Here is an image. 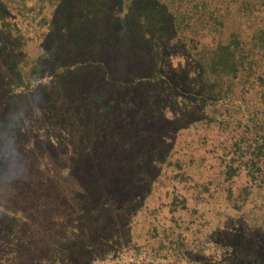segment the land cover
Wrapping results in <instances>:
<instances>
[{
	"label": "rangeland",
	"instance_id": "obj_1",
	"mask_svg": "<svg viewBox=\"0 0 264 264\" xmlns=\"http://www.w3.org/2000/svg\"><path fill=\"white\" fill-rule=\"evenodd\" d=\"M263 73L264 0H0V264H264Z\"/></svg>",
	"mask_w": 264,
	"mask_h": 264
},
{
	"label": "trees",
	"instance_id": "obj_2",
	"mask_svg": "<svg viewBox=\"0 0 264 264\" xmlns=\"http://www.w3.org/2000/svg\"><path fill=\"white\" fill-rule=\"evenodd\" d=\"M6 23H9V22H6ZM9 30H11V29H9ZM17 31L19 32V28H17ZM12 58L10 57V59L8 60V64L13 69V68H15V66H17L19 64L15 63L14 57H12ZM254 77H256L255 80L256 79H260V78H264V73L263 74H258L257 76H254Z\"/></svg>",
	"mask_w": 264,
	"mask_h": 264
}]
</instances>
